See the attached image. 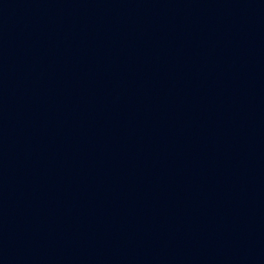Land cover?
I'll use <instances>...</instances> for the list:
<instances>
[{"label":"water","instance_id":"1","mask_svg":"<svg viewBox=\"0 0 264 264\" xmlns=\"http://www.w3.org/2000/svg\"><path fill=\"white\" fill-rule=\"evenodd\" d=\"M0 264H264V0H0Z\"/></svg>","mask_w":264,"mask_h":264}]
</instances>
